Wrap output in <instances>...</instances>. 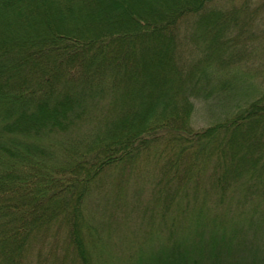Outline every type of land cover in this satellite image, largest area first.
Wrapping results in <instances>:
<instances>
[{"label": "trees", "instance_id": "obj_1", "mask_svg": "<svg viewBox=\"0 0 264 264\" xmlns=\"http://www.w3.org/2000/svg\"><path fill=\"white\" fill-rule=\"evenodd\" d=\"M135 1L0 0L33 25L0 38V264H264V89L191 124L261 70L264 0Z\"/></svg>", "mask_w": 264, "mask_h": 264}, {"label": "rangeland", "instance_id": "obj_2", "mask_svg": "<svg viewBox=\"0 0 264 264\" xmlns=\"http://www.w3.org/2000/svg\"><path fill=\"white\" fill-rule=\"evenodd\" d=\"M132 1V3H135L138 5L137 11L139 12H144V7L141 6L140 2H136L135 0H130ZM153 9H155L154 7H151ZM144 9V10H142ZM147 12V11H146ZM133 14L128 13V16H132ZM49 17V16H48ZM82 17V18H80ZM80 17H72L68 20H63L62 16L61 18H58L57 16H54L55 24L58 26H63L66 27L70 26V25H74V27L79 28V26H83V27H88L89 29H93L95 26L99 25V26H104L106 24H108L109 20H110V15L109 14H91V12H86V13H82ZM48 21L46 23H43L42 28L48 27L50 29H52V24L50 22V18H47ZM82 19L83 20V24H79L78 20ZM63 20V21H62ZM20 24H18V22L16 23H4L2 21H0V38H9L8 35H19V33L22 32L23 29H28V28H32L33 25H30L29 22H19ZM21 25V27H20ZM29 27H28V26ZM28 27V28H27ZM35 27V26H34ZM29 30V29H28ZM7 35V36H6ZM261 57V54L258 56V58ZM257 58V57H256ZM258 62H260V67L261 70L258 71V74L255 73H250L251 78L250 80H246L243 83H241V90H243V94L240 93L236 96H234V98H237L238 101L235 102L234 99H230L229 101H223L222 103H218L217 101H212V99L210 101H204L201 99H196L195 100V104H196V109L192 114V118H191V124L192 127H194L195 129H201V128H206L209 127L210 125H213L215 122H217L218 120H220L224 115H225V111L226 112H232V106H234L233 104H237L239 101L243 100L244 97V90L247 89V87H252L250 85L255 83L258 89V91H261L264 89V56L261 59H258ZM143 71H145L144 68H142ZM240 90V91H241ZM233 98V97H232ZM245 100V99H244ZM224 105V106H222ZM226 106V107H225ZM109 174H111V172L109 171ZM132 185H129V187L131 186V188H141V185L135 184V183H131ZM144 186V191L147 197H150V193H151V188L149 189V184L146 183L143 185Z\"/></svg>", "mask_w": 264, "mask_h": 264}]
</instances>
